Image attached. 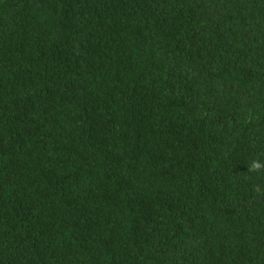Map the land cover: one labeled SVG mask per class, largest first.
<instances>
[{
	"label": "trees",
	"instance_id": "trees-1",
	"mask_svg": "<svg viewBox=\"0 0 264 264\" xmlns=\"http://www.w3.org/2000/svg\"><path fill=\"white\" fill-rule=\"evenodd\" d=\"M264 0H0V264H264Z\"/></svg>",
	"mask_w": 264,
	"mask_h": 264
},
{
	"label": "clouds",
	"instance_id": "clouds-1",
	"mask_svg": "<svg viewBox=\"0 0 264 264\" xmlns=\"http://www.w3.org/2000/svg\"><path fill=\"white\" fill-rule=\"evenodd\" d=\"M252 171H257L261 168H264V164H261L259 161H253L250 165Z\"/></svg>",
	"mask_w": 264,
	"mask_h": 264
}]
</instances>
